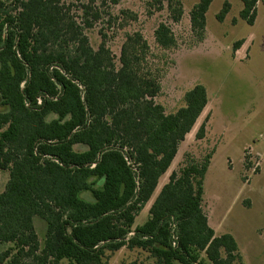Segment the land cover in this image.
<instances>
[{"label": "trees", "instance_id": "1", "mask_svg": "<svg viewBox=\"0 0 264 264\" xmlns=\"http://www.w3.org/2000/svg\"><path fill=\"white\" fill-rule=\"evenodd\" d=\"M97 1L82 6L79 22L66 0H0V172H9L0 244H12L0 264H107L108 253L124 247L149 252L153 264H243L235 238L216 235L203 209L211 157L199 163L186 155L148 220L133 229L209 98L197 85L166 114L155 101L161 70L141 33L127 35L120 68L105 42L98 51L90 45L85 31L102 18L101 7L122 0ZM156 1L181 20L185 0ZM259 1L242 0L249 25ZM212 2L199 0L191 12L201 40ZM230 9L227 0L218 19ZM155 38L165 50L176 46L164 23ZM205 136L203 123L196 138ZM36 217L46 223L43 244Z\"/></svg>", "mask_w": 264, "mask_h": 264}, {"label": "rangeland", "instance_id": "2", "mask_svg": "<svg viewBox=\"0 0 264 264\" xmlns=\"http://www.w3.org/2000/svg\"><path fill=\"white\" fill-rule=\"evenodd\" d=\"M226 1L213 0L202 40L191 21V12L199 0L183 2L179 22L173 20L166 3L160 8L156 0H122L117 6L101 7L102 18L85 33L96 51L106 43L117 68L121 67L127 35L141 33L150 47V62L161 70L162 90L155 101L166 114L182 108L185 94L195 86L206 87L209 103L160 184L167 183L173 171L184 167L186 155L199 163L211 157L203 196L209 224L216 235L230 234L235 238L243 264H264V0L257 5L254 25L241 17L242 0H229L230 12L220 21L218 16ZM66 2L79 22L83 5L100 6L97 0ZM162 23L172 29L176 38V46L168 50L161 48L155 38ZM239 41L244 44L234 52L233 46ZM1 101L0 98V111L4 109ZM203 123L206 136L198 140L196 134ZM84 149L76 146L77 151ZM8 180L9 172H0V193ZM159 193L157 189L149 205ZM84 197L91 199L90 194ZM148 218L149 209L145 207L133 229ZM35 224L43 244L46 223L37 218ZM10 246L0 244V254ZM154 262L149 252L137 248L124 247L109 252L107 257V264Z\"/></svg>", "mask_w": 264, "mask_h": 264}, {"label": "crops", "instance_id": "3", "mask_svg": "<svg viewBox=\"0 0 264 264\" xmlns=\"http://www.w3.org/2000/svg\"><path fill=\"white\" fill-rule=\"evenodd\" d=\"M199 119H200V118H199ZM199 119H198V120H199ZM197 122H198V121H197ZM196 124H197V123H196ZM192 131H193V130H192ZM188 135H189V134H188ZM186 138H187V137H186ZM182 143H183V142H182ZM180 146H181V145H180ZM179 149H180V148H179ZM178 155H179V152H178L177 156H178ZM177 156H176V158H177ZM176 158H175V160H176ZM175 160H174V162H173L171 168L173 167V165H174V163H175ZM171 168L169 169V171L171 170ZM169 171H168V172H169ZM168 172H167V173H168ZM167 173H166V174H167ZM166 174H165V175H166ZM165 175H164V176H165ZM164 176L160 179V181L163 180ZM160 183H161V182H159V185H158V188H157V189H160V191H161L162 187H163L165 184H167L168 182H167V183H163V184H160ZM157 189H156V190H157ZM152 198H153V197H152ZM152 200H153V199H151L150 202H152ZM150 202H149V203H150ZM149 203L147 204L149 207H147V205H146V208H148V209L150 210V208H151L152 205H149ZM144 209H145V208H144ZM37 218H38V217H36L35 220H37ZM40 219H41V218H40ZM35 220H34V222H35ZM135 222H136V221H135ZM144 223H145V222H144ZM134 225H135V224H134ZM209 225H210V224H209ZM35 226H36V224H35ZM45 233H46V229H45ZM39 237H40V236H39ZM44 237H45V235H44Z\"/></svg>", "mask_w": 264, "mask_h": 264}]
</instances>
